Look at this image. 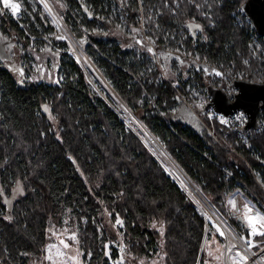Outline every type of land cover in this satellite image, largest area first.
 Masks as SVG:
<instances>
[{
    "label": "trees",
    "instance_id": "1",
    "mask_svg": "<svg viewBox=\"0 0 264 264\" xmlns=\"http://www.w3.org/2000/svg\"><path fill=\"white\" fill-rule=\"evenodd\" d=\"M246 1L145 0L147 34L155 38L154 49L160 50L159 62L167 68L166 74L151 66L156 56L139 33L138 0H65L70 8L67 22L82 27L77 38L96 57L103 77L224 217H228L231 198L240 207L244 198L252 196L264 208V192L251 173V169L261 171L264 178V131L255 135L249 147H238L242 159L222 147L236 135L216 119L209 120L206 113L204 124L214 134L202 125L191 129L190 111L182 98L191 100L188 87L194 82L207 87L201 76L206 71L199 66L226 90L239 75L252 82L264 81V38L241 12ZM114 5L119 7L115 15ZM120 16L132 29L130 35L116 31ZM32 17L42 26L28 2L21 22L39 37ZM97 25L113 31L114 37L96 40ZM191 25L194 32L201 26L203 37L195 40L188 31ZM178 26L186 32V56L166 49L176 45L171 35ZM0 34L12 35L25 50L24 55L18 53L16 72L0 62V264H29V255H42L49 219L66 211L78 219L83 261L90 250L93 264L110 259L135 264L128 252L135 259L148 257V250L153 256L163 255L161 264L213 261L209 251L218 235L212 225L91 89L78 65L42 41L32 42L10 13L1 16ZM256 39L259 50L253 46ZM171 64L200 69L173 77L181 95L170 84ZM178 107L182 110L175 112ZM230 219L241 233L240 220ZM108 220L122 222V236L114 240L117 246L126 245L123 253L112 245L110 256L105 255V246L113 239ZM154 224L161 225L163 232Z\"/></svg>",
    "mask_w": 264,
    "mask_h": 264
},
{
    "label": "rangeland",
    "instance_id": "2",
    "mask_svg": "<svg viewBox=\"0 0 264 264\" xmlns=\"http://www.w3.org/2000/svg\"><path fill=\"white\" fill-rule=\"evenodd\" d=\"M20 1L22 2L23 11H24V9H26V5L29 2L32 5V7H33V11L39 14L40 19H41L42 16L45 18V20L48 23L47 29L53 28L52 23H51V19L47 16V13H46L45 9L41 5H39L36 2H34V0H32L33 2L31 0H20ZM45 1L46 2L48 1L49 5L50 4L52 5V7L57 12V14L60 16V18L72 29L74 34L78 37L82 27L81 26H78L76 28H75V26L71 27L69 25V23L67 22L68 16H67V12L66 11L68 10L70 12V8L68 9V7H67L68 5L66 4L65 0H45ZM41 2H42V0H41ZM144 2H145V0H138L139 5H141L140 12L142 11L140 13V17H139V24L141 22L140 18L142 17L143 11L146 12ZM43 5L45 6L44 3H43ZM52 7H51V9H52ZM112 10H113V15H115L118 12L119 7L117 5H114L112 7ZM52 12H53V15H54L55 13H54L53 9H52ZM48 13H49V11H48ZM242 14H243V12H242ZM49 15L53 19L52 15L50 13H49ZM144 15L146 16V14H144ZM54 16L56 17L58 22H60L58 17L56 16V14ZM100 19H101V22H103L104 19L103 18H100ZM120 19H121V21L123 20V18L121 16H120ZM32 20L35 22V25L38 24L37 21H39V20H37L36 17H32ZM236 20H237V22L239 24L243 25V23H242V21H241V19L239 17H237ZM246 20L249 22V20L247 18H246ZM80 21H82V18H80ZM80 21L78 20V23H80ZM115 23H116V25L114 27H116L119 32L123 33V35H130L132 33V29L127 28L126 25H125V22L122 21V22H119V23L118 22H115ZM143 24H144L145 31L148 33L149 32V30H148L149 27H148V20H147L146 17L144 19V23ZM37 26L38 25H36V27ZM101 30H105V29H101ZM115 33H116V31H115ZM54 34H55V29L54 28L49 34L46 33V32H42L41 31V36L46 37V38L47 37L50 38L51 36L54 37ZM198 36L199 37H203L201 34H198ZM147 38L149 39V41L151 43L155 44V38L151 37L148 34H147ZM184 38H186L185 30L183 28L181 29V27H179V26L176 27V29L174 30L173 34L171 35V39H173L175 41L176 45L175 46H169L166 49L168 51H171V52L175 53V54L185 55L186 56V52L187 51H186L185 46H184V40H183ZM32 42H36V41H32ZM253 46L254 47L256 46L257 50L261 49V45L257 41V39L253 41ZM84 50H85V48H84ZM19 52H22L23 55H24L25 50L22 49V44L19 41H17V46L15 47V54H17L18 59H19V55H18ZM139 52H140V50H139ZM86 53L90 56V58L95 63V59L94 58H96V57L94 55H92L91 53H89L88 51H86ZM78 54L81 56L82 52L80 50H78ZM155 59H156V63L151 65V66L153 68H158L162 73L165 72L167 74V72H166L167 68L165 67V65L163 63H159V54H158L157 57H155ZM196 60H198V59H196ZM16 63H19V60H17ZM186 69L187 68H184L181 64L180 65H172L171 64V66H169V68H168V71L171 73L170 76H172V77H170L168 75L172 79V81H170V84H171V86L172 85L175 86V89L177 90V92H178V90H180V88L178 86L177 81L173 80V77L176 78L177 76H179L180 73H184V75H185V73L188 71ZM192 71H193V69H192ZM42 73H44L46 75L49 74V72H47L44 68L42 69ZM210 75L211 74L209 73L208 78H206V75H203L204 82L206 83V85L211 84L213 86L221 88V83H219L218 85L215 84L214 77H210ZM51 76H53V75H51ZM179 78H181V76ZM234 78L246 79L242 75L236 76ZM246 80H249V79H246ZM92 81L96 84L95 86L98 87L99 91L102 93V95L106 99L107 98L111 99V96L109 94H107L106 90L99 83H97L95 81L94 77H92ZM259 82H262V81H259ZM231 83H232V81H231ZM191 85L192 86L188 87V88H191V100L188 99L187 97H183L182 99L184 100V102L188 106L189 110L192 112V115L194 116V118L198 121V123L200 125H202L204 127V126H206L204 124L205 115H203L201 109H203V107L206 104L207 99H208L207 87L201 86L197 82H194ZM90 87H91V89L93 88L91 85H90ZM223 90L227 91L229 93L230 97H231V95L233 93L236 92V90H234L232 87L230 89H227V90L223 89ZM179 94L181 95V93H179ZM101 98H103V97H101ZM118 102L123 107V109H126L129 113H131V117L129 118L127 116L128 114H126L124 112V110L121 108V106L118 107L115 104L116 107L119 109L120 113L122 114L123 118L130 124V126H133V123H134L133 119H135V120L137 119L138 120V118L135 117L134 113L125 104L123 105L119 100H118ZM183 109H186V107H183ZM173 110L175 112H177V111L180 112L182 110V108L180 109L178 107V108H174ZM194 110L199 114V117L194 114V112H193ZM187 117H189V116L187 115ZM209 120L213 121V119H209ZM260 122L263 123V128L260 131H258V132L257 131L250 132L248 135H243L240 132L233 133V134L236 135L234 140L229 141L228 142V146H222V147H224L227 150H230L234 154L239 155L243 159L242 155L238 152V147H242V146L249 147L250 146V141L255 137V135L258 134V133H261L262 131H264V112L260 116ZM205 128L208 131H210V133L212 135L214 134V131H213L212 127L209 128L208 126H206ZM144 140H145V142L148 145L145 144L142 140H141V142L148 148V150L153 155L155 153V155L158 158L157 160L162 161L166 166L168 164L167 167L169 168V171L171 172V174L179 182L181 181L180 183L184 186V188L189 192V194L192 197H194L193 199L196 202V205H197L199 211L202 214H204L206 211L203 209V206L199 202V200L197 198H195V196L192 194L191 191H189V187L187 185L186 179L184 178L182 173L179 172V169L175 165L176 162L174 161L175 162L174 163L173 159L169 158V157H167L168 162L165 161L157 153L156 149L152 145H150V143L148 141V138L146 137V138H144ZM158 142L160 143V141H158ZM165 152H166V150H165ZM251 173H252L256 183L258 184V186L264 192V178L261 175V171L251 170ZM227 176L228 177L231 176V173L227 172ZM20 192H22L21 189H19V193ZM194 192H195V190H194ZM195 194H196V192H195ZM245 204H248L250 207L253 208L254 211L257 212L259 219L262 221V223H261L262 226H259V229L257 231L263 233L264 232V208L261 207V205H259L258 202L255 201L254 197H252V196L244 198L241 201L240 205H239L240 208L242 206H244ZM212 206L214 207L213 204H212ZM237 208H238L237 207V201L234 198H231V203H230V206H229V213L226 212L228 217L225 218L216 208H215V210L217 211L219 219H221L222 222L227 220L226 222L230 225V222L228 221V220H231L230 218H236L237 220H239L240 217H242V218L245 217L241 213H237L236 212ZM204 216H205V214H204ZM209 217L210 216H208V217L205 216L207 221L209 220L208 222L212 225L214 231L218 235V239L217 238L216 239L215 238L212 239L213 240V244H211L212 247L210 248L209 254L213 258V261L212 260H208L207 264H226L224 240L219 235V231L217 230V228H215V226L212 224V222H210V218ZM119 221H120V223L116 222L114 224L110 223L109 220L107 222L108 223L107 224V227H108L107 230H108L110 236L113 237V239L109 238V241L107 242V244L105 246V255L106 256H110V253H111V250H112V248H111L112 245L118 247L121 253H123V250H124V248L126 246L123 243V240H120L121 243H123V245H121V246L120 245L117 246V242L114 240V237L117 238L119 236H122V234L119 232V229L122 226V222H121V220H119ZM231 223H232V225L237 227L236 223L234 222V219L231 221ZM154 225H155L154 227L156 229H158L160 232H163V227L161 225L160 226L158 224H154ZM241 229H242L241 233H239V231H238V233L241 236V238L244 239L245 241H240L239 245H237L235 243L231 244V246H232L231 247L232 248V253L231 254L234 255L235 257H237L238 259H240V256H238L239 254H237V252H240L241 248H245V247L247 248L249 246L248 243H246V241H250L251 245H253L251 251L253 253H255V254H258V252H260L264 248V236H258L256 239L252 240L251 236H250V232H253V227L248 225V224H246L245 222H241ZM235 230L237 231V229H235ZM79 232H80V228H79L78 219H77V217L71 215L69 211H66L64 214L60 215L57 218L51 217L49 219L48 228H47V231H46V241H45V245H44V248H43V254L42 255H35V254L29 255V264H85V260L84 261L82 260V251L80 249ZM257 235H261V234L259 233ZM90 251H92V250H90ZM92 252L94 254V251H92ZM128 254L134 260L135 264H161L162 263L161 259H163V255H161V254L159 256H152V257H150V256L147 257L146 256L144 258L137 257L135 259L131 256L130 252H128ZM262 256H263L262 260L264 261V254ZM119 261L121 262L123 260L119 259Z\"/></svg>",
    "mask_w": 264,
    "mask_h": 264
},
{
    "label": "built area",
    "instance_id": "3",
    "mask_svg": "<svg viewBox=\"0 0 264 264\" xmlns=\"http://www.w3.org/2000/svg\"><path fill=\"white\" fill-rule=\"evenodd\" d=\"M32 1V0H31ZM33 2V1H32ZM34 2H36L37 4L41 5L46 13L47 16L51 19V23L53 28L55 29V34L54 37H50V38H46L43 36H35L30 34L28 31H26L25 27L23 26L22 22H21V18H22V12H23V7H22V2L20 0H8V4H17L18 10L13 12V10L11 9V7H6L4 4V0H0L1 3V7L3 10V13L0 14V22H1V16L4 13H10L12 15V17L14 18V20L20 25V27L26 32L27 36L32 40V41H42L44 43V45L52 50L53 52L57 53V54H61L64 55L68 60L75 62L78 67L81 69L85 79L87 82H89V84L95 89H93L100 97H103V99L105 100V102L120 116V118L126 123V125L133 130V132L137 135V137L142 140L145 144H147L144 140V138H146L145 133L147 134V136H153L152 133L146 129L139 120H135L133 119L136 124L138 125V128L135 127L134 123L133 126H130V124L123 118L122 114L120 113L119 109L116 107V105L119 107L121 106L120 103L118 102V100L124 105V102L121 100V98L118 96V94L114 91V89L111 87V85L105 81L106 79L103 77V75L101 74V72L99 71V69L97 68V66L95 65V63L93 62V60L90 58V56L86 53V51L84 50V47H82V43L79 41V39L77 38V36L74 34V32L72 31V29L60 18V16L57 14V12L54 10V8L52 7L54 13L56 14V16L58 17L59 21H60V27H57V25L54 23V21L52 20V18L50 17L48 11L46 10L45 6L43 5V3L41 2V0H34ZM48 2V1H47ZM49 3V2H48ZM144 14L142 13V17L140 18L141 22H140V29L142 30L143 36H144V40L145 42L153 48L154 54L155 53V49H154V44L151 43L149 41V39L147 38V34H145V29H144ZM41 23L42 26H37L38 30L41 32H43V30L47 29L48 27V23L45 20V18L42 16L41 17ZM147 33V32H146ZM57 35H60L63 40L60 41L58 40L56 37ZM78 50H80L82 52V55L80 56L78 54ZM157 57V54L155 55ZM160 63V62H159ZM88 65H91V67L100 75V77L104 80V82L106 83V85L109 87V89L111 90L112 95L111 99H106L102 93L99 91L98 87H96L95 83L92 81V72L89 69ZM173 86V85H172ZM173 88L175 89V86H173ZM176 90V89H175ZM177 91V90H176ZM208 101L209 98L207 99L206 104L204 105L203 109H201V111H206V116L209 119H216L221 125H223V127H225L227 130L231 131L232 133H236V132H240L243 135H248L250 133V131L248 132H244L243 129L247 124V116L243 113V112H237L235 113L232 117H225L219 114H216L212 108H207L208 106ZM116 104V105H115ZM121 108L123 109V107L121 106ZM124 110V109H123ZM195 111V110H194ZM196 112V111H195ZM195 115H197L199 117V115L196 113ZM260 120V117H259ZM224 121V122H222ZM261 127L259 129H257L256 131H260L263 128V123L260 122ZM141 126V127H139ZM145 131V133H144ZM148 145V144H147ZM167 153V152H166ZM168 154V153H167ZM155 155V153H154ZM169 155V154H168ZM156 156V155H155ZM170 157V155H169ZM157 158V156H156ZM171 158V157H170ZM158 159V158H157ZM160 162V164L162 165V167L164 168V170L170 174L178 183V185L182 188V190L188 195V197L190 199H193V197L189 194V192L184 188V186L171 174V172L169 171V168L160 160H158ZM174 162V161H173ZM175 163V162H174ZM175 165L177 166V168L179 169V172L182 173V175L184 176V178L187 181H190L189 177L183 172V170L180 169V167L175 163ZM253 170V169H251ZM256 171V170H254ZM253 172V171H252ZM191 182V181H190ZM192 183V182H191ZM194 186V185H193ZM195 187V186H194ZM194 203L196 204V202L194 201ZM243 216H245L244 222L250 226L253 227V229H255V234L253 232H250V236L251 239H256L258 236H264V235H257L261 232L257 231L259 229V226H262V221L259 219L258 214L256 211L253 210L252 207H250L248 204H245L244 206L241 207V212H240ZM251 218H257V220H259L258 223H254L251 221ZM227 227V235H221L219 232V235L223 238L224 240V249H225V260H226V264H244L246 262V257H243V252L248 255V257L250 256H256L257 257V261L259 264H264V261L262 260V255L264 254V248L258 252V254H255L251 251L253 245L251 247H245V248H241L240 252H237V254H239L238 256H240V259H238L237 257H235L234 255H232V246L231 244H237L239 245L240 241H245L244 239L241 238V236L239 235V233L232 227L230 226L226 221H223ZM216 228V227H215ZM264 233V232H263ZM148 254L150 257L153 256V251L152 250H148ZM242 254V255H241ZM94 254L92 251H90L86 257L85 260V264H93L92 260H93ZM241 257H243V259H241ZM105 264H121L118 260H113L110 259L108 262H106ZM197 264H200L199 262H197Z\"/></svg>",
    "mask_w": 264,
    "mask_h": 264
},
{
    "label": "water",
    "instance_id": "4",
    "mask_svg": "<svg viewBox=\"0 0 264 264\" xmlns=\"http://www.w3.org/2000/svg\"><path fill=\"white\" fill-rule=\"evenodd\" d=\"M241 11L251 23L255 33L264 38V0H247L242 5ZM191 27L193 28V26ZM56 38L60 41L63 40L60 35H57ZM81 45L84 47L85 42H82ZM12 50L13 47L9 50L6 48L4 39L0 34V62L2 64L11 59ZM231 87L236 92L230 97L229 93L222 88L208 84L207 92L209 101L207 108H212L216 114L225 117H232L237 112H243L248 119L243 131H256L261 127L259 120L260 113L264 112V82H252L246 79L235 78L231 83ZM193 112L194 114L197 113L195 111ZM205 112L202 111L203 114ZM190 114L192 115L191 111ZM236 212L240 213L241 208L238 207ZM239 220L244 222L242 217Z\"/></svg>",
    "mask_w": 264,
    "mask_h": 264
},
{
    "label": "bare ground",
    "instance_id": "5",
    "mask_svg": "<svg viewBox=\"0 0 264 264\" xmlns=\"http://www.w3.org/2000/svg\"><path fill=\"white\" fill-rule=\"evenodd\" d=\"M42 2L45 4L46 9L49 11V13L52 15L53 17V21L54 23L57 25V27H60V22H58V20L56 19V17L53 15L51 6L49 5V3H47L45 0H42ZM89 69L92 72V75L95 79V81L97 83H99L105 90L106 93L109 95H112L111 90L109 89V87L106 85V83L104 82V80L100 77V75L91 67V65H88ZM124 112L126 114H128L127 116L130 118L131 117V113H129L126 109H124ZM135 127L138 128V125L136 124V122L134 121ZM141 127V126H139ZM145 133V131H144ZM146 137L148 138V141L150 143V145H152L157 153L165 160L168 162L167 157H169V155L165 152V149L162 147V145L153 137V136H147V134L145 133ZM170 158V157H169ZM174 161V160H173ZM168 166V164H167ZM181 182V181H180ZM187 185L189 187V191L192 192V194L195 196V198H197L199 200V202L202 204L203 209L206 211L204 214L206 217L210 216V222H212V224L217 228V230L220 232L221 235L226 236L227 235V227L225 225L224 222L221 221V219H219L217 211L215 210V207L212 206V204L202 195V193L193 186V184L190 181H187ZM196 194H195V192ZM194 198V197H193ZM248 202V201H247ZM200 204V205H201ZM236 205V204H235ZM236 213V212H235ZM237 215V214H236ZM224 218V217H223ZM226 218V217H225ZM206 219V218H205ZM209 221V220H208ZM227 221V220H226ZM229 221V220H228ZM251 221L254 223H258L259 220H257V218H251ZM231 222V220H230ZM209 224V223H208ZM233 227V226H232ZM243 257H246V262L244 264H259L257 261V257L256 256H250L248 257V255H246L244 252L242 253ZM241 254V255H242Z\"/></svg>",
    "mask_w": 264,
    "mask_h": 264
},
{
    "label": "flooded vegetation",
    "instance_id": "6",
    "mask_svg": "<svg viewBox=\"0 0 264 264\" xmlns=\"http://www.w3.org/2000/svg\"><path fill=\"white\" fill-rule=\"evenodd\" d=\"M191 26H192V25H191ZM191 26L188 27V31L190 32V35L193 36L195 40H197L198 37H199L198 34H200V33L202 32L203 29H202L201 26H197V27H196V31L194 32V31H193V28H192ZM139 33H140V35H141V39L143 38V41H145L141 29L139 30ZM145 34H147V33L145 32ZM2 37H3V39H4V42H5L6 48H7L8 50H9L10 48L13 47V50L11 51V59L8 60V61H7L6 63H4V64H5V66H7L8 68H10V69H12L13 71H15V70H16V64H17L16 61L18 60V56H17V54H15V47L17 46L16 41H15V38H14L12 35H3ZM167 47H169V46H167ZM159 51H160V50H159L158 48H157V50L155 49V53L157 54V56H158V54H159ZM156 54H155V55H156ZM199 67L206 71V73H204L203 75H206V78H208L209 72H207V69H206L205 67H202V66H199ZM187 68H188V69H187L188 71H189V70L192 71V69H193V71H194V69L200 70V69H198V65L191 66L190 68H189V66H188ZM15 72H16V71H15ZM210 74H211V73H210ZM203 75H201V76L203 77ZM210 76H211V75H210ZM203 78H204V77H203ZM207 93H208V92H207Z\"/></svg>",
    "mask_w": 264,
    "mask_h": 264
},
{
    "label": "crops",
    "instance_id": "7",
    "mask_svg": "<svg viewBox=\"0 0 264 264\" xmlns=\"http://www.w3.org/2000/svg\"><path fill=\"white\" fill-rule=\"evenodd\" d=\"M101 29H105V28H102V27H100V25H97L94 29L93 34H94V37L96 40H99V41L105 40L106 41L107 37H112V36L114 37L115 34L113 33V31H110L108 29H105V30H101ZM116 31H118V30H116ZM188 124L191 127V129H193V130L198 129L199 125H200L198 123V121L194 118V116L191 114H190V117L188 120Z\"/></svg>",
    "mask_w": 264,
    "mask_h": 264
},
{
    "label": "snow or ice",
    "instance_id": "8",
    "mask_svg": "<svg viewBox=\"0 0 264 264\" xmlns=\"http://www.w3.org/2000/svg\"><path fill=\"white\" fill-rule=\"evenodd\" d=\"M4 4H5V6L6 7H11V9L13 10V12H15V11H17L18 10V5L17 4H11V5H9L8 4V0H4ZM222 122H224V121H222ZM117 223H120V221H117ZM255 229H253V233L255 234ZM261 235H264V233H260ZM246 243H248V245H249V247H251L252 245H251V242L250 241H246ZM241 259H243V257H241Z\"/></svg>",
    "mask_w": 264,
    "mask_h": 264
}]
</instances>
